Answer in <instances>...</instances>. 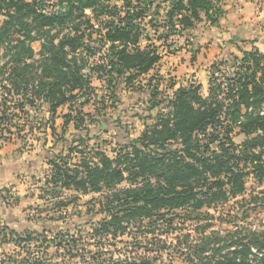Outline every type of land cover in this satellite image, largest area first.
<instances>
[{"label": "trees", "instance_id": "1", "mask_svg": "<svg viewBox=\"0 0 264 264\" xmlns=\"http://www.w3.org/2000/svg\"><path fill=\"white\" fill-rule=\"evenodd\" d=\"M45 1L0 0L2 141L23 138L25 127L32 131V113L37 114L42 104L47 105L49 114L45 129L48 127L52 136H56L53 118L57 108L64 104L70 107L78 96L90 90L89 78L78 61L84 64L103 44L109 47L110 67H97L110 73L107 84L113 89L114 80L129 87L160 59L156 47H139L137 20L142 9L132 6L131 0H123V15L113 6L115 12L107 15L109 20L104 25V43L94 47L83 41L78 29L85 10L95 11L94 18L106 13L107 6L101 0H57L59 9L53 12L44 10ZM154 1L148 3L154 6ZM213 1L172 0L168 17L171 19L178 13L177 23L187 28L193 27L203 12L209 25L217 26L223 11ZM70 23L74 25L73 33L64 32ZM89 23L90 19H85V24ZM34 41L41 45L38 58L31 45ZM82 46L85 56L83 52L77 53ZM230 67L232 70L225 72L213 66L206 96L201 94L199 84L189 83L174 90L164 106L159 107L161 103L157 102L161 110L155 114L156 121L144 124L140 135L128 143L118 142L120 150L115 156L101 151L90 156L78 151L81 160L72 167L67 161L69 157L63 158L61 153L48 158L50 175L45 176V184L52 186L46 193L52 198H67L55 207H65L75 198L61 195L63 189L102 194L98 202L102 215L92 227L95 242L128 235L131 227L147 240L146 244L138 245L145 249V254L114 258L112 253L105 255L102 248L93 252L85 246L77 248L78 238L60 228L54 233L58 245L63 244L72 258L80 252V260L68 264H155L163 256L165 242L157 234L150 238L146 235L154 233L158 223L165 221L171 225L175 218L190 220L205 216L204 208L244 194L245 178L249 175L258 184L263 183L264 50L259 46L243 50L241 58L234 57ZM158 93L155 85L151 95L156 98ZM235 129L244 136L239 144L233 140ZM87 139L85 135L77 141L81 144ZM74 147L68 151L71 153ZM124 180L128 186L118 188ZM250 198L254 206L263 203L255 196ZM240 203L245 207L241 216L246 218L249 202L242 198ZM200 227V233H204L205 227ZM261 227L235 231L223 239L213 233L214 239L208 237L201 243L199 252H210L196 258L197 264H264V223ZM11 233L17 237L15 245L19 250L5 254L0 264H57L28 246L32 241L30 235L13 230ZM223 248L228 250L221 253ZM74 249L77 251L73 254Z\"/></svg>", "mask_w": 264, "mask_h": 264}, {"label": "rangeland", "instance_id": "2", "mask_svg": "<svg viewBox=\"0 0 264 264\" xmlns=\"http://www.w3.org/2000/svg\"><path fill=\"white\" fill-rule=\"evenodd\" d=\"M148 1H130L132 6L142 9L141 17L137 20L140 29L139 47H156L157 52L162 56L174 52L176 47H188L187 49L194 54L202 52L203 58L206 59L208 53L206 43H204V51L195 45V38L198 35L197 25L200 27L209 25L206 23L207 20L204 23L205 16L201 15L193 27L184 28L177 23L178 13L174 14L171 19L168 17L167 12L172 7V0H155L153 7ZM218 1L214 0L213 3L218 4ZM100 2L103 6H107L106 13L94 18L95 11L85 10V17L80 19L82 24L78 29L83 34V41L93 47L104 43V25L109 20L107 15L115 12L113 6H116L117 10L119 8L118 11L122 15L125 12L123 0H101ZM43 8L47 12H53L59 9V6L57 0H46ZM88 18L90 23L85 24V19ZM72 24H68L64 32L73 33L74 25ZM241 37L244 39L235 38L237 40L233 42L231 38L225 41L220 36L219 44H216L215 55L207 66L206 76H209L213 66L225 72L231 71L230 65H232L233 58L240 59L243 50H252L256 44L264 50V34L257 33L255 37L241 35ZM253 40H256L255 43ZM31 45L38 58L41 49L40 42L34 41ZM83 47H80L77 53L83 52L82 56H85ZM108 48L105 43L101 49L95 51L92 57H87L84 64L78 61L83 66L82 71L89 78L90 90L83 96H78L70 103V107L64 104L57 108L53 118L56 136H52L48 127L45 129L49 114L47 105L42 104L37 114L32 113L34 117L32 131L28 132V127H25L23 133H26V136L23 138L13 137L7 141L0 139V259L5 254H12L19 250L15 245L17 237L11 233L13 230L22 235H30L32 241L27 243L28 246L34 251L39 250L40 255L52 262L68 264L79 261L80 252L72 258L66 253L67 248L63 244L58 245L54 233L60 228L70 231L75 238H78L77 248L85 246L92 252L102 248L105 250V255L112 253L114 258L145 254V249L138 245L146 244L147 240L141 237L143 235L140 232L136 234L133 227L128 235L108 237L102 242H95L97 239L93 235L92 227L102 215L98 212V202L102 194L72 193V190L63 189L64 193L61 192V195L66 197L71 195L75 198L65 207L60 208L55 207V204L59 201L66 202L67 198H52L46 193L52 186L45 184V176L50 175L47 160L53 154L61 153L66 159L69 157L67 161L71 167L79 164L78 161L81 160L82 155L80 152L95 156V152L101 151L113 157L117 150H120L119 143H128L140 135L144 124L151 125L156 121L155 114L161 110L159 107L164 106L167 101L169 95L165 86L169 82L155 77L141 76L129 87L117 79L114 80L116 82L115 92L112 91L114 89L107 84L110 73L97 67L107 62ZM155 85L159 86L160 92L156 98L151 95ZM205 92L206 89L201 88L203 95L206 94ZM157 102L161 103L159 107ZM77 118H83V121L80 122ZM65 120H68V123H65ZM23 123L22 118L21 124ZM85 135L89 140L79 144L80 141L77 140ZM233 140L238 144L244 140V136L238 132V129L234 130ZM69 147H74L71 153L68 151ZM214 147L212 145V148ZM127 186L128 182L124 180L117 187ZM245 186L244 194L230 198L228 202L204 208L202 211L206 215L200 216L201 218L193 217L190 220L175 218L171 225L165 221L158 223L154 233L146 235L150 238L152 234H157L165 242L166 249L162 253L163 256L157 259L155 264H197L196 258L203 257L210 252L200 253L201 243L208 237L214 239L216 235L213 233L223 239L235 231L260 230L264 223V181L258 184L249 175L245 178ZM251 196H255L257 201L262 200L260 202L263 203L254 206ZM242 198H246L250 206L246 218L241 216L245 208L240 203ZM200 226L205 227L204 233H200ZM157 245L161 244L157 243ZM252 249L254 252L255 249ZM227 250L223 248L221 253ZM76 251L77 249H74L72 253Z\"/></svg>", "mask_w": 264, "mask_h": 264}, {"label": "crops", "instance_id": "3", "mask_svg": "<svg viewBox=\"0 0 264 264\" xmlns=\"http://www.w3.org/2000/svg\"><path fill=\"white\" fill-rule=\"evenodd\" d=\"M218 4L223 11L218 25L201 27L197 25L196 28L198 35L195 38V45H198L201 51H204V43H206V50H208L206 59L203 58L202 52L194 54L187 49L188 47H176V50L172 53H166L163 56L161 54L159 61L148 73L143 75L169 82L165 86V90L169 96L178 87L185 86L189 83L199 84L200 92L201 88L206 89L205 95H207L209 80V76H206L208 73L207 66L211 63L210 60L215 55L216 44H219L220 36L225 41H229L231 38L233 42H236L235 40L237 39H244L241 35L255 37L257 33L264 34V0H219ZM201 15H204V13L201 12ZM206 23L208 24V22ZM255 41L253 40V43ZM256 46L259 45L256 44ZM159 81L161 82V80Z\"/></svg>", "mask_w": 264, "mask_h": 264}, {"label": "built area", "instance_id": "4", "mask_svg": "<svg viewBox=\"0 0 264 264\" xmlns=\"http://www.w3.org/2000/svg\"><path fill=\"white\" fill-rule=\"evenodd\" d=\"M104 64V62H101ZM107 68H109L110 66L107 64V62L104 64Z\"/></svg>", "mask_w": 264, "mask_h": 264}]
</instances>
